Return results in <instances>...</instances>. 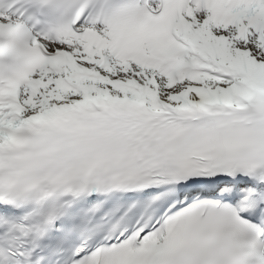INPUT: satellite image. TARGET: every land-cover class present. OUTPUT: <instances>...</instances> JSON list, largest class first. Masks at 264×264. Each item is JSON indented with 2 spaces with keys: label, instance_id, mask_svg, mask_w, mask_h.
Masks as SVG:
<instances>
[{
  "label": "snow or ice",
  "instance_id": "1",
  "mask_svg": "<svg viewBox=\"0 0 264 264\" xmlns=\"http://www.w3.org/2000/svg\"><path fill=\"white\" fill-rule=\"evenodd\" d=\"M0 264H264V0H0Z\"/></svg>",
  "mask_w": 264,
  "mask_h": 264
}]
</instances>
